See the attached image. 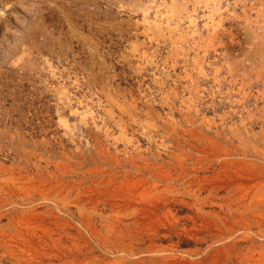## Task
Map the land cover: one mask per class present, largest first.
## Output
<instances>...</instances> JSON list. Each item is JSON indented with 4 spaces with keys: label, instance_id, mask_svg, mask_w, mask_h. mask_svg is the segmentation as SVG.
Segmentation results:
<instances>
[{
    "label": "rangeland",
    "instance_id": "rangeland-1",
    "mask_svg": "<svg viewBox=\"0 0 264 264\" xmlns=\"http://www.w3.org/2000/svg\"><path fill=\"white\" fill-rule=\"evenodd\" d=\"M0 264H264V0H0Z\"/></svg>",
    "mask_w": 264,
    "mask_h": 264
},
{
    "label": "bare ground",
    "instance_id": "bare-ground-1",
    "mask_svg": "<svg viewBox=\"0 0 264 264\" xmlns=\"http://www.w3.org/2000/svg\"><path fill=\"white\" fill-rule=\"evenodd\" d=\"M174 2V0H172ZM192 12V11H191ZM191 12H186V16L188 18V23H189V32L190 34H196L197 33V29H196V26H195V18H194V15L191 13ZM194 13V12H193ZM204 27L207 31V34L208 35H211L212 32H214L217 28V25L214 23V20L211 16H208L206 21L204 22ZM171 31V30H170ZM185 35V34H184ZM183 37V36H182ZM194 38V37H193ZM205 39V38H204ZM203 64V63H202ZM196 65V68L199 72L202 71V67L199 63H195ZM197 71V72H198ZM60 92L63 93V95L66 96V93H65V89L64 88H61L60 89ZM78 105H82L81 102H78ZM75 111V110H74ZM76 112V111H75ZM79 116H81L82 118H88L90 117V119L92 120L93 119V116H92V111L90 110V108L88 106H85V105H82L81 106V109L79 111ZM22 234V233H21Z\"/></svg>",
    "mask_w": 264,
    "mask_h": 264
}]
</instances>
